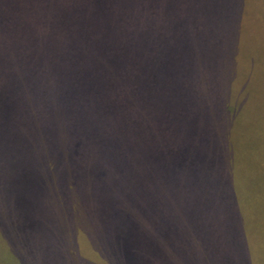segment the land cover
I'll list each match as a JSON object with an SVG mask.
<instances>
[{"label":"trees","instance_id":"16d2710c","mask_svg":"<svg viewBox=\"0 0 264 264\" xmlns=\"http://www.w3.org/2000/svg\"><path fill=\"white\" fill-rule=\"evenodd\" d=\"M230 6L0 0V128L16 129L17 142L28 135L64 177L128 196V207L202 212L223 228L220 240L255 223L262 240L252 208L263 201L264 162L250 146V118L230 107L237 63L245 88L262 59L251 65ZM233 133L243 154L228 144Z\"/></svg>","mask_w":264,"mask_h":264},{"label":"rangeland","instance_id":"374dc122","mask_svg":"<svg viewBox=\"0 0 264 264\" xmlns=\"http://www.w3.org/2000/svg\"><path fill=\"white\" fill-rule=\"evenodd\" d=\"M229 1L241 34L249 37L251 65L255 55L262 59L245 88V68L237 63L230 107L250 118V146L264 162V0H220V6ZM2 118L12 123L10 115ZM17 136L10 125L0 128V264H264V195L252 208L262 240L255 223L226 228L220 240L223 228L209 227L202 212L191 213V224L177 210L128 207V196L95 191L100 180L64 177L42 146L30 144L26 134L17 142ZM228 144L243 154L238 136Z\"/></svg>","mask_w":264,"mask_h":264}]
</instances>
